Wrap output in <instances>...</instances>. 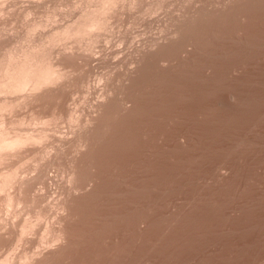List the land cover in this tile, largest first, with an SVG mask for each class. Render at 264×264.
<instances>
[{
    "label": "rangeland",
    "instance_id": "obj_1",
    "mask_svg": "<svg viewBox=\"0 0 264 264\" xmlns=\"http://www.w3.org/2000/svg\"><path fill=\"white\" fill-rule=\"evenodd\" d=\"M0 131V264H264V0H0Z\"/></svg>",
    "mask_w": 264,
    "mask_h": 264
},
{
    "label": "bare ground",
    "instance_id": "obj_2",
    "mask_svg": "<svg viewBox=\"0 0 264 264\" xmlns=\"http://www.w3.org/2000/svg\"><path fill=\"white\" fill-rule=\"evenodd\" d=\"M91 24H92V23H91ZM88 26L91 27L92 25L89 24ZM37 63H38V62H37ZM45 77L47 78V76H45ZM46 78H44V79L41 78V79L45 80ZM47 79H48V78H47ZM49 79H50V78H49ZM40 81H41V80H40ZM45 81H46V80H45ZM47 81H48V80H47ZM47 81H46V82H47ZM50 81H51V80H50ZM43 83H45V82H43ZM26 84H27V83H26ZM29 84H30V83H29ZM27 85H28V84H27ZM3 130H4V129H3ZM0 132H1V131H0ZM14 132H15V131H14ZM14 132H13V133H14ZM4 136L6 137V135H4ZM10 138H11V137H10ZM15 138H16V136H15ZM0 139H2V140H0V141L3 143V142H4V141H3L4 137L1 138V134H0ZM18 139H19V138H18ZM4 140H5V139H4ZM8 140H9V139H8ZM13 140H14V139H13ZM9 141H11V140H9ZM19 141H20V140H18L17 143H18ZM22 141H23V138H22ZM1 142H0V143H1ZM5 142H6V141H5ZM2 143H1V145H2ZM8 143H9V142H8ZM10 143H11V142H10ZM14 143H16V142H14ZM21 143H22V142H21ZM3 144H5V143H3ZM9 145H10V144H9ZM9 145L6 144V146H9ZM11 145H13V143H12ZM16 145H17V144H16ZM2 146H3V145H2ZM4 146H5V145H4ZM4 146H3V147H4ZM14 146H15V145H14ZM3 147H2V148H3ZM9 147H10V146H9ZM7 148H8V147H7ZM0 149H1V148H0ZM12 176H13V175H12ZM3 185H4V184H3ZM2 188H3V187H2ZM0 189H1V188H0ZM1 190H3V189H1ZM63 239H64V238H63Z\"/></svg>",
    "mask_w": 264,
    "mask_h": 264
}]
</instances>
